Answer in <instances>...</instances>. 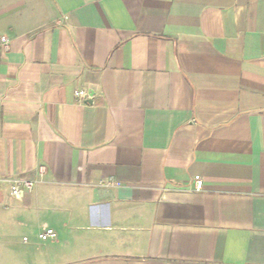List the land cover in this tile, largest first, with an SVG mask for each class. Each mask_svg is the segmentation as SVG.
<instances>
[{
	"label": "crops",
	"instance_id": "0c3cea01",
	"mask_svg": "<svg viewBox=\"0 0 264 264\" xmlns=\"http://www.w3.org/2000/svg\"><path fill=\"white\" fill-rule=\"evenodd\" d=\"M2 37L0 264H264V0H0Z\"/></svg>",
	"mask_w": 264,
	"mask_h": 264
},
{
	"label": "built area",
	"instance_id": "2783aa9c",
	"mask_svg": "<svg viewBox=\"0 0 264 264\" xmlns=\"http://www.w3.org/2000/svg\"><path fill=\"white\" fill-rule=\"evenodd\" d=\"M1 42L3 44V47L8 50L9 49V41L6 37H2ZM88 96V92L84 89H79L77 91H75V97L76 99L80 102L83 103L84 99ZM41 172L44 173V167H42ZM37 184V181L28 178L26 176H18L13 178L12 180H10V193L11 196L15 199H22L24 193L26 191H33V189L35 188ZM104 186H120V183L114 182V181H108L106 183H101ZM203 189V181L202 180H198L196 182V190L197 191H201ZM39 238L42 241H47V240H52V239H56L57 238V233L55 230L53 229H46L44 231H42L39 234ZM27 240V239H25Z\"/></svg>",
	"mask_w": 264,
	"mask_h": 264
}]
</instances>
